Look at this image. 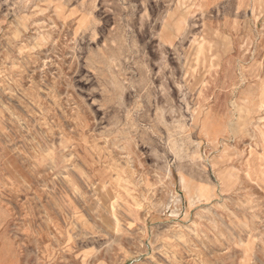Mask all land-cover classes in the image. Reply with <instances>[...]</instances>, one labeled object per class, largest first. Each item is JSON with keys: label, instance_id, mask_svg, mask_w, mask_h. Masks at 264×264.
I'll return each mask as SVG.
<instances>
[{"label": "rangeland", "instance_id": "1", "mask_svg": "<svg viewBox=\"0 0 264 264\" xmlns=\"http://www.w3.org/2000/svg\"><path fill=\"white\" fill-rule=\"evenodd\" d=\"M0 264H264V0H0Z\"/></svg>", "mask_w": 264, "mask_h": 264}, {"label": "bare ground", "instance_id": "2", "mask_svg": "<svg viewBox=\"0 0 264 264\" xmlns=\"http://www.w3.org/2000/svg\"><path fill=\"white\" fill-rule=\"evenodd\" d=\"M260 108L262 109L263 107L260 106Z\"/></svg>", "mask_w": 264, "mask_h": 264}]
</instances>
